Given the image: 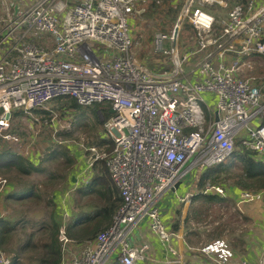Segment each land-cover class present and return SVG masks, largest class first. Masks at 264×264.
I'll return each mask as SVG.
<instances>
[{
  "label": "built area",
  "instance_id": "2783aa9c",
  "mask_svg": "<svg viewBox=\"0 0 264 264\" xmlns=\"http://www.w3.org/2000/svg\"><path fill=\"white\" fill-rule=\"evenodd\" d=\"M18 1L0 41V137L22 144L15 111L32 116L33 108L60 96L73 95L83 105L110 101L114 108L106 122L115 142L107 164L123 201L112 223L80 247L63 221L62 264L149 259L150 243L131 241L145 218L165 248L162 264H182L177 233L161 214L162 196L177 190L188 172L227 160L239 140L264 159V74L241 72L243 66L252 68L254 56L264 57V3L236 1L218 20L202 6L225 7L229 0H198L200 5L185 0L183 14L190 13L196 27L195 45L180 47L179 23L170 32L157 31L153 52L171 66L158 71L135 54L132 18L146 4L165 0ZM195 58L196 65L189 67ZM98 157L89 158L88 169ZM92 175L81 180L88 183ZM78 183L77 176L71 189ZM7 184L0 176V198ZM201 191L226 195L217 183ZM193 194L190 189L178 197L187 201ZM259 195L244 190L239 201ZM196 249L214 264H255L247 259L235 263L225 237ZM0 264H12L2 247Z\"/></svg>",
  "mask_w": 264,
  "mask_h": 264
},
{
  "label": "rangeland",
  "instance_id": "374dc122",
  "mask_svg": "<svg viewBox=\"0 0 264 264\" xmlns=\"http://www.w3.org/2000/svg\"><path fill=\"white\" fill-rule=\"evenodd\" d=\"M30 1V0H21ZM165 0L161 3H149L144 6L143 10L138 12L133 19L134 36L135 38V54L144 60L150 68L160 70H170L169 63L164 62V57L160 54L153 52V38L157 31L170 32L175 25L179 23V45L180 47H187L195 45L196 40V27L192 23L189 14L185 12V0ZM234 1V0H233ZM18 0H0V41L6 27L10 25L11 20L15 17L16 5ZM182 4L176 22L169 24L172 20L166 14L168 8H176ZM227 6L219 4H204L202 7L207 11L217 14V19L226 17L227 11L232 7V1H228ZM195 5H200L196 0ZM147 10L148 14L144 13ZM191 27H187V25ZM216 26L219 28L218 23ZM168 42V41H166ZM252 68L249 65L243 66L241 69L242 74H256L262 76L264 74V57L254 56ZM196 58L189 64V67L196 65ZM187 66V67H188ZM213 100L211 101V103ZM61 101L52 100L43 106L48 108L50 112H35L33 115L26 116L23 114H15L14 126L18 129L20 136L23 138L22 144H14L12 142L0 141V149L11 148L12 150L33 158L35 162L42 166V170H34L31 174H22L20 170L14 168L11 170H0V176L8 179V184L2 192L0 198V217L9 219L11 222L17 221L18 225L16 230L10 237L9 249H5L10 256H13L12 250H21V263L22 264H37L38 257L41 255L43 248L40 246L29 247L23 249L21 246L25 243L26 239L31 232H35L37 240L45 238L44 231L40 228V221L51 219L55 206L61 213L63 221L67 222L73 219L81 211H89L95 206L101 204V199L95 194H83L79 191L80 186H87L88 183L82 176L92 174L94 171L87 168L89 158L95 153L98 159H108L110 153L105 151V148L100 147L97 143L100 136H113L106 129V122L97 124L94 121V109L90 104L87 109H78L75 107H68V109H61ZM110 118V117H109ZM35 138L32 147H28ZM30 150L28 152L27 150ZM57 150V154H53ZM67 152L74 158L73 162L67 160ZM97 159V160H98ZM108 165V164H107ZM239 169H235L237 171ZM84 171V172H83ZM91 172V173H90ZM202 173V169L197 168L192 173L188 172L183 182L179 187V191L183 186L188 183V188L192 187L193 193L197 191L196 184L198 175ZM240 172L225 173L222 172L217 175L216 183L220 184L223 188H229L236 180V174ZM218 174V172L216 173ZM78 176L79 186L71 189L76 185V178ZM88 176L87 178H89ZM209 180V179H208ZM225 185V187H224ZM12 187V188H11ZM33 187L37 195L16 198L7 197L9 191L23 190L24 188ZM228 187H226L228 189ZM11 188V189H10ZM225 191L227 192V189ZM71 189V190H70ZM176 193L170 190L160 200L165 205L168 204ZM193 196H191L192 198ZM55 201V203H53ZM227 204L210 205L208 203L200 202L197 204L198 208L192 209V214L189 220V232L194 236L196 243L206 240V235H210V230L217 227L216 221H219L222 216L227 214V217L222 223L226 225L235 218V207L233 208L230 201H225ZM231 204V205H230ZM160 207V202H159ZM200 210V211H199ZM204 210L206 213H204ZM66 211L69 212L66 215ZM196 211V212H194ZM197 214V216H196ZM187 215V214H186ZM185 215V216H186ZM145 218L144 220H146ZM182 219V218H181ZM185 223H184V220ZM183 223L188 228L186 217H183ZM143 220V221H144ZM63 224V223H62ZM199 230V231H198ZM240 233V232H239ZM132 233V243H134ZM197 234V235H196ZM196 235V236H195ZM46 239V238H45ZM203 244H200L201 246Z\"/></svg>",
  "mask_w": 264,
  "mask_h": 264
},
{
  "label": "trees",
  "instance_id": "16d2710c",
  "mask_svg": "<svg viewBox=\"0 0 264 264\" xmlns=\"http://www.w3.org/2000/svg\"><path fill=\"white\" fill-rule=\"evenodd\" d=\"M175 0H172L173 4ZM232 4L236 1L242 0H231ZM156 4L155 2H153ZM182 4H179L176 8L170 7L166 14L171 17V22H176L179 11ZM147 10L145 14L149 13ZM216 26V24H215ZM191 27V25H187ZM216 28H218L216 26ZM58 99L61 101V109L65 110L68 107H75L78 109H87L88 105L80 104L77 98L73 95H64L53 100ZM94 109V121L97 124H103L105 121L113 115L111 111L112 104L110 101L106 102H95L91 105ZM33 111L39 112H50L48 108L37 107L33 108ZM23 110H16L15 114H23ZM4 140L0 137V141ZM8 141V140H4ZM10 142V141H8ZM100 147L105 148V151L109 153L112 152L114 148V139L107 136H100L97 142ZM57 150L52 152L57 154ZM59 153V152H58ZM66 154L67 160L73 162L74 158ZM18 169L22 174H31L34 170H42L43 167L39 166L33 158L24 156L19 152L12 150L11 148L0 149V170H11ZM93 169L96 172H93L92 178L87 186L79 188L83 194H95L101 199V204L95 206L92 210L81 211L73 219L67 222L66 230L68 235L79 242H84L86 240L95 238L99 232L107 228L113 221V217L123 201V197L119 187L112 178L110 174L109 167L107 165V159H98L93 163ZM235 169H239L235 171ZM193 171H196L193 170ZM192 171V172H193ZM218 172V174H216ZM231 173V172H240L236 174V180L234 181L235 185L241 187L247 191L258 192L264 189V159L258 158L255 150H252L245 144L242 140L236 144V148L233 154L225 161L219 162L214 165H210L202 170V173L198 175L197 181V190L193 197L194 199H201L209 203L218 202L227 200L226 197L213 192L205 193L201 191L207 186V184L216 183L217 175L220 173ZM209 179V180H208ZM37 195V192L33 187L24 188L23 190H10L7 194V197H16V198H25L29 196ZM205 202V203H206ZM55 203V201H53ZM210 204V205H211ZM188 221V218H186ZM63 223L61 218V213L58 209V206H55L52 213L51 219L40 221V228L44 231V236L42 240L35 237V232H31L25 243L21 246L23 249L29 247L39 248L42 246L43 251L38 257L37 264H62L63 263V249L62 242L59 239L60 227ZM188 223V222H187ZM18 225L17 221L11 222L9 219L0 217V247L3 249H10L8 246L10 243V237L12 233L16 230ZM172 229L175 231L179 228V222L175 221L172 225ZM244 244V239L239 237V246ZM14 252L12 256V264H22L21 263V250H12ZM212 261L211 259H209ZM213 263V261H212ZM110 264H123L118 259H113ZM198 264V263H196Z\"/></svg>",
  "mask_w": 264,
  "mask_h": 264
},
{
  "label": "crops",
  "instance_id": "0c3cea01",
  "mask_svg": "<svg viewBox=\"0 0 264 264\" xmlns=\"http://www.w3.org/2000/svg\"><path fill=\"white\" fill-rule=\"evenodd\" d=\"M262 3H264V0H257L258 5ZM190 189H192V187ZM190 189L188 188L187 183L183 186L181 191H179V188L177 190L173 189L176 196L168 202L167 205L160 201L161 214L167 225L172 228L175 221L179 222V228L175 230L177 236L174 238V241L178 245L181 255L183 256L182 264H214L196 248L200 244L219 237L227 238L231 244V247L234 250L233 261L235 263H238L242 259H247L255 264L260 263V261L264 259V189L258 191L260 195L256 199L240 202L239 199L241 193L245 189L238 187L235 183L230 188H226V195H220L226 197L227 200L224 201H230L231 204H233L230 205L235 207L236 212L234 220L231 224L230 222L227 225L222 223L227 217V214H225L219 221H216L217 227L210 230L211 234L209 236L206 235V238H208L198 243L194 241V236L189 232V220L190 215L192 214V209L194 208V210H196V208H198L197 204L200 202V199L190 198L187 201H180L178 197V194H186ZM168 192L170 191H167L164 195ZM205 202L206 201L204 200L202 201V203ZM206 203L211 204L209 202ZM226 204L227 203L223 201L212 203V205L222 206H225ZM204 213H206L205 210ZM183 217L188 218V228L184 225L185 220ZM181 218L184 220V223ZM133 232L134 244H139L141 242L150 243L151 257L147 260H141L137 264H162L161 260L166 254L165 248L159 237L152 232L148 220L146 219L142 221ZM239 237L244 239V244L242 246H239ZM80 246V242L75 245V247ZM189 246H193L194 248H189Z\"/></svg>",
  "mask_w": 264,
  "mask_h": 264
},
{
  "label": "water",
  "instance_id": "95a60500",
  "mask_svg": "<svg viewBox=\"0 0 264 264\" xmlns=\"http://www.w3.org/2000/svg\"><path fill=\"white\" fill-rule=\"evenodd\" d=\"M18 9V5H16V10ZM111 111L114 112V108H111ZM182 183V180H179L177 183H176V186H175V189H178L180 187Z\"/></svg>",
  "mask_w": 264,
  "mask_h": 264
}]
</instances>
